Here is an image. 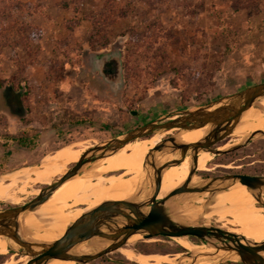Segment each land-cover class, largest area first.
Returning a JSON list of instances; mask_svg holds the SVG:
<instances>
[{
  "label": "rangeland",
  "instance_id": "obj_1",
  "mask_svg": "<svg viewBox=\"0 0 264 264\" xmlns=\"http://www.w3.org/2000/svg\"><path fill=\"white\" fill-rule=\"evenodd\" d=\"M262 15L264 0H0V81L15 89L23 84L24 88L17 90H27L22 99L28 113L32 105L35 109L55 108L56 125L64 128L63 135L55 138L56 144L49 150L37 140L31 142L33 151L36 146L40 148L39 159L30 163L24 157L21 160L25 162L20 163V156L15 154L18 150H7L10 144L4 142L5 117L11 116L14 108L11 104L0 105V175L37 167L45 155L63 145L80 142L88 147L143 122L264 81L258 75L260 59H250L254 57V47L244 45L247 40H254L251 30L261 24ZM116 48L122 71L117 92L113 93L106 89L91 60ZM88 111L95 113L92 118ZM166 135L170 134L165 132ZM241 138L229 135L216 146L226 149ZM142 139L131 145L140 144ZM124 153L119 151L115 155ZM12 155L17 160L15 164L9 160ZM203 155L207 156L205 168L197 169V175L228 174L227 168L233 165L258 155L264 159V137H255L225 154L201 150L198 157ZM7 175L8 179L13 176L11 172ZM19 186L21 183L16 184L13 192L16 203L0 201V209L27 202L34 190L43 187L32 182L20 192ZM188 205L199 204L189 201ZM206 215L203 214L207 220L204 224H216L238 234L245 231L234 226L229 215L222 219L213 212ZM251 226L246 231L258 229V225ZM191 240L201 243L195 238ZM127 243L132 248L137 246L144 255L162 254L168 259L177 260L187 251L166 236L146 239L142 233H135ZM118 254L107 253L87 264H137ZM22 256L0 252V264H22ZM186 261L189 260L179 264Z\"/></svg>",
  "mask_w": 264,
  "mask_h": 264
},
{
  "label": "water",
  "instance_id": "obj_2",
  "mask_svg": "<svg viewBox=\"0 0 264 264\" xmlns=\"http://www.w3.org/2000/svg\"><path fill=\"white\" fill-rule=\"evenodd\" d=\"M120 61V57L113 60L112 68L108 63L103 73L106 74L111 69L115 78H119L122 69ZM262 98H264V81L248 85L239 91L207 103L179 110L173 115L158 117L86 147L77 161L68 166L64 173L52 182L43 185L30 200L0 209V235L6 237L12 244L8 247V251L28 256L24 264H47L52 259L74 260L75 264H87L123 246L131 235L142 233L146 239L158 236H187L190 240L195 238L202 244L214 248L212 253L193 254L187 250L177 259L176 264L184 259L189 260L184 264H196L202 259L212 261L209 264H222L227 261H237L240 264H264V240L250 243L241 234L216 224H204L202 218L197 224L179 221L170 215L166 205L169 199L179 194L204 191L214 194L226 191L236 183H240L253 192L257 204L264 207L263 175L239 173L208 177L199 175L204 182L193 187L189 186L192 176L196 174L197 157L201 150L214 155L225 154L245 146L255 137H264V130L260 129L250 132L236 143H231L226 149H219L216 146V143L233 133L242 113L248 107L255 106ZM206 126L203 137L197 141L181 142L174 134H170L150 149L143 162V166L149 170L146 178L149 182V193L146 197L103 201L82 213L66 227L60 237L53 241H31L22 235L20 216L25 212L35 210L46 202L67 180L80 174L87 164L118 152L127 143L138 138L165 132L172 128L191 131ZM157 152L173 153L174 157L157 164L155 160ZM186 156H190L191 165L185 181L163 197L158 198L163 170L179 164ZM202 210L206 215L208 208L202 207ZM92 239L103 240L106 244L86 253L73 251L76 246Z\"/></svg>",
  "mask_w": 264,
  "mask_h": 264
},
{
  "label": "bare ground",
  "instance_id": "obj_3",
  "mask_svg": "<svg viewBox=\"0 0 264 264\" xmlns=\"http://www.w3.org/2000/svg\"><path fill=\"white\" fill-rule=\"evenodd\" d=\"M206 129L207 126L191 131L172 128L165 132L174 134L178 141L191 143L203 137ZM260 129L264 130V98L258 100L255 106L248 107L242 113L241 119L231 135L243 138L250 132ZM165 132L154 133L148 138H143L141 140L143 142L135 146L131 145L135 142L133 140L119 150L126 153L118 156L115 155L116 152L84 166L80 174L67 180L46 202L35 210L25 212L20 216L22 235L31 241H53L64 233V230L72 221L103 201L133 199L135 197L142 199L146 197L149 193V182L146 179L149 170L143 166V162L150 152L147 147L152 146L153 148L164 137ZM85 148L86 145L80 142L63 145L55 152L45 155L42 159L43 162L37 167L32 166L26 170L21 168L11 171L13 176L9 179L7 174L10 172L1 174L0 201L16 203L13 192L17 183H21V186L17 188L20 192H24L32 182L41 183L42 185L49 184L56 177L63 174L69 164L77 161ZM173 157V153L157 152L155 154L157 164L168 161ZM206 157L203 155L197 158V169L203 170L205 168ZM190 165L191 158L186 156L179 164L163 170L158 198L163 197L171 189L185 181ZM21 170L23 171L19 172ZM31 174L34 176L31 177ZM203 182L204 180L195 174L192 176L189 186L193 187ZM32 193L36 195L38 190H34ZM189 201H195L199 205H188ZM78 205L82 206L73 210V207ZM166 205L171 216L188 224H192V221L199 222L200 218L207 221L202 214V207H207V214L213 212L218 215L219 219L229 215L234 226H237L240 230H245L241 235L246 241L258 243L264 240V207L258 205L253 192L240 183H236L226 191L214 194L209 191L179 194L169 199ZM251 225H258V229L246 231ZM170 238L193 254L212 253L214 250L212 246L193 242L187 236H172ZM105 244L103 240L92 239L76 246L73 251L86 253ZM11 245L6 237L0 235V252L9 253L8 247ZM109 253H119L125 260L136 261L137 264H149V261L155 262V264L161 261L170 263L177 261L173 258L168 259L162 254L144 255L142 252L135 251L127 242L123 247ZM27 259L28 256L23 255L19 258V261L24 264ZM6 262L4 264L13 263L12 261ZM74 262V260L52 259L47 264H73ZM200 262L202 264L212 263L208 259H202Z\"/></svg>",
  "mask_w": 264,
  "mask_h": 264
},
{
  "label": "crops",
  "instance_id": "obj_4",
  "mask_svg": "<svg viewBox=\"0 0 264 264\" xmlns=\"http://www.w3.org/2000/svg\"><path fill=\"white\" fill-rule=\"evenodd\" d=\"M251 35L254 40H247L246 42H244V45L245 48L254 47V57L250 59H255V57L258 56V59H260L258 65V75L264 77V15H262L261 24L257 23L256 27L251 30ZM1 73L2 72L0 71V74ZM80 88L82 91L85 90L84 85H81ZM45 107L46 106L41 109H35L32 105L30 113L26 114L24 119H18L12 116H9L10 118L5 117L6 129H4V142H8V145L10 144V146H7L6 149H12V147L14 149H17L18 152L15 154L16 156H20L19 160L25 157L27 162L35 163L39 159L40 148L36 146L34 148L36 151H33V141H39L41 146L49 150L55 146V138H58V135H63L62 131L64 130V128L56 125L58 110L55 111L54 108V111H52V108ZM88 112L89 118H92L91 116H94L95 114L93 111ZM12 158H15V156L12 155L9 158V160H11V163L15 164L14 162H17V160H14ZM22 162L25 161L21 160L20 163Z\"/></svg>",
  "mask_w": 264,
  "mask_h": 264
},
{
  "label": "flooded vegetation",
  "instance_id": "obj_5",
  "mask_svg": "<svg viewBox=\"0 0 264 264\" xmlns=\"http://www.w3.org/2000/svg\"><path fill=\"white\" fill-rule=\"evenodd\" d=\"M118 57H120V55H119L118 50L116 48V49H113L107 53H102L100 55L93 56L92 60H91L92 68H94L95 71H97L98 75L100 76V78L104 82L106 89L109 88L112 92L114 90L118 89V85L120 84L121 76L119 78H115L111 69L109 71H107L106 74H104L103 71L106 68V65H108V63H110V68H112V64L114 63L113 60L117 59ZM120 59H121V57H120ZM120 63H121V61H120ZM121 71H122V69H121ZM161 121H164V120H161ZM144 123H146V122H143L141 124H144ZM130 143H128V144H130ZM260 150H261V148L258 149V152H260ZM247 156L253 157V155H247ZM239 159H243V158H239ZM231 162L233 163L235 161H231ZM229 164H231V163H229ZM243 165H245L246 167L243 168ZM239 168H243V170H240ZM230 169H236V170H234V172H232ZM227 173H239V174L263 175L264 176V159L259 158V155H258V158L256 157V158L252 159L251 161H247V162H243V163H240L237 165H233L232 168H227ZM198 174L200 176L210 175L207 172H198ZM143 242H147V241L143 240ZM133 249L135 251L139 252V249L137 248V246L134 245ZM118 255H120V254H118ZM131 262H136V261H131Z\"/></svg>",
  "mask_w": 264,
  "mask_h": 264
},
{
  "label": "trees",
  "instance_id": "obj_6",
  "mask_svg": "<svg viewBox=\"0 0 264 264\" xmlns=\"http://www.w3.org/2000/svg\"><path fill=\"white\" fill-rule=\"evenodd\" d=\"M17 88H24V85L20 83ZM15 89V86L4 85L3 81H0V105L3 103L13 106L12 109V117H16L18 119H24L26 114L28 113L26 109V105L23 103L22 97L27 92V90L20 91ZM117 90H114L113 93H116ZM14 102V103H13ZM18 109V110H17ZM10 137V136H9Z\"/></svg>",
  "mask_w": 264,
  "mask_h": 264
}]
</instances>
